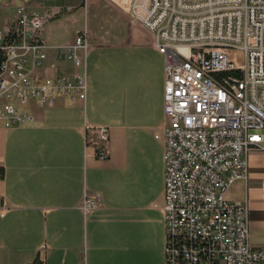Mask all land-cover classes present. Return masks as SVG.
Returning <instances> with one entry per match:
<instances>
[{
    "label": "crops",
    "instance_id": "crops-1",
    "mask_svg": "<svg viewBox=\"0 0 264 264\" xmlns=\"http://www.w3.org/2000/svg\"><path fill=\"white\" fill-rule=\"evenodd\" d=\"M45 1L30 3L47 18V57L33 73H71L59 49L85 31L86 97L82 103L58 96L51 105L30 98L31 119L0 126V264H165L163 55L124 14L131 27L116 40L98 37L86 23L69 39H48L47 23L80 6L77 0L52 8ZM48 11L61 13L51 18ZM98 126L108 128L105 158L96 156ZM262 179L264 151L251 150L246 176L225 192L246 201L249 242L258 248H264ZM85 192L98 200L86 211Z\"/></svg>",
    "mask_w": 264,
    "mask_h": 264
},
{
    "label": "built area",
    "instance_id": "built-area-1",
    "mask_svg": "<svg viewBox=\"0 0 264 264\" xmlns=\"http://www.w3.org/2000/svg\"><path fill=\"white\" fill-rule=\"evenodd\" d=\"M33 0H0V126L31 119L26 102L86 97L85 31L59 53L71 73H33L47 57V18ZM164 58L163 206L165 264H264L249 242L248 205L226 190L247 173L251 150L264 151V0H128ZM82 50V54L78 50ZM96 156H107L98 126ZM264 201V179L260 182ZM84 193L82 207L95 206Z\"/></svg>",
    "mask_w": 264,
    "mask_h": 264
},
{
    "label": "rangeland",
    "instance_id": "rangeland-1",
    "mask_svg": "<svg viewBox=\"0 0 264 264\" xmlns=\"http://www.w3.org/2000/svg\"><path fill=\"white\" fill-rule=\"evenodd\" d=\"M77 0H47L45 5L52 8L74 5ZM78 7L75 11H64L59 19L49 21L45 26L46 37L48 39H69L75 29L87 27L98 37L112 38L113 40L123 37L126 31L130 29L129 22L123 18V14L128 20L136 23L128 13L126 0H79ZM73 9V8H72ZM9 12L8 9H0V24ZM50 13V11H48ZM61 11L52 14L51 18L57 16ZM131 25V24H130ZM87 36V34H86Z\"/></svg>",
    "mask_w": 264,
    "mask_h": 264
},
{
    "label": "trees",
    "instance_id": "trees-1",
    "mask_svg": "<svg viewBox=\"0 0 264 264\" xmlns=\"http://www.w3.org/2000/svg\"><path fill=\"white\" fill-rule=\"evenodd\" d=\"M2 175H3V170H2V168L0 167V177H2ZM30 264H36V261L34 260V261H32Z\"/></svg>",
    "mask_w": 264,
    "mask_h": 264
}]
</instances>
